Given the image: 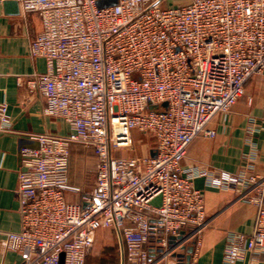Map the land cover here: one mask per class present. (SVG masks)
I'll use <instances>...</instances> for the list:
<instances>
[{
    "label": "built area",
    "instance_id": "obj_1",
    "mask_svg": "<svg viewBox=\"0 0 264 264\" xmlns=\"http://www.w3.org/2000/svg\"><path fill=\"white\" fill-rule=\"evenodd\" d=\"M18 1L23 13L41 18L31 53L47 64L26 84L44 95L45 115L64 120L70 133L40 135L37 149L22 148L21 231L8 233L5 247L22 264H86L96 233L115 229L128 264H180L189 247L197 264L208 221L195 180L210 176L183 162L197 138L216 136L214 119L264 72V0L170 7L117 0L103 8L104 0ZM9 124L1 103L0 130ZM134 133L153 134L156 146L145 157L117 156L132 149ZM74 145L98 161L85 206L66 198L80 192L68 182ZM211 185L252 191L258 208L252 234L228 239L225 263L250 254L249 264H264V175L224 173ZM155 248L162 249L157 259Z\"/></svg>",
    "mask_w": 264,
    "mask_h": 264
},
{
    "label": "crops",
    "instance_id": "obj_2",
    "mask_svg": "<svg viewBox=\"0 0 264 264\" xmlns=\"http://www.w3.org/2000/svg\"><path fill=\"white\" fill-rule=\"evenodd\" d=\"M190 1L164 0L163 6H181ZM41 31L42 21L37 13H23L18 0H0V104L8 105L10 116L9 129L0 130V264L23 261L18 252L5 247L7 234L21 231L17 189L23 169L22 148L37 149L39 142L35 137L40 135L70 133L64 120L45 115L44 95L26 84L33 75L47 70L46 61L31 53V43ZM211 128L216 136L197 138L183 168L206 171L210 176L195 180L196 188L205 195L208 221L197 264H226L228 239L234 234H252L258 208L251 202L254 192L239 186H212L211 179H221L224 173L264 175V72L247 82L243 97L228 113L217 116ZM97 163L93 150L72 146L68 182L80 192L66 193L69 202L85 206L84 197L95 188ZM151 256L157 259L158 250H151ZM249 261L250 254H246L236 264ZM86 264H128L120 233L115 229L99 230Z\"/></svg>",
    "mask_w": 264,
    "mask_h": 264
},
{
    "label": "rangeland",
    "instance_id": "obj_3",
    "mask_svg": "<svg viewBox=\"0 0 264 264\" xmlns=\"http://www.w3.org/2000/svg\"><path fill=\"white\" fill-rule=\"evenodd\" d=\"M133 147L130 151L118 152L117 156H127V157H145L149 155L150 150L156 146V139L153 134H139L134 133ZM162 253V249L158 250Z\"/></svg>",
    "mask_w": 264,
    "mask_h": 264
},
{
    "label": "water",
    "instance_id": "obj_4",
    "mask_svg": "<svg viewBox=\"0 0 264 264\" xmlns=\"http://www.w3.org/2000/svg\"><path fill=\"white\" fill-rule=\"evenodd\" d=\"M118 3L117 0H104L100 2V7H110V6H114ZM10 5H13L14 3H9ZM164 107H167V104L164 105ZM151 156L155 157L156 153L155 152H151ZM192 248L187 249L188 254H179L178 258H180V264H190L191 262V256L190 253L192 252ZM186 260V263L184 262ZM63 261V260H62Z\"/></svg>",
    "mask_w": 264,
    "mask_h": 264
}]
</instances>
